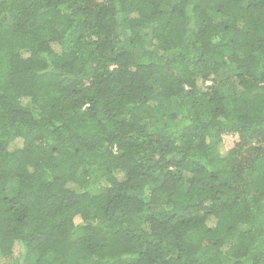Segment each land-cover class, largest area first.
Wrapping results in <instances>:
<instances>
[{"label":"trees","instance_id":"1","mask_svg":"<svg viewBox=\"0 0 264 264\" xmlns=\"http://www.w3.org/2000/svg\"><path fill=\"white\" fill-rule=\"evenodd\" d=\"M4 259L264 264V0H0Z\"/></svg>","mask_w":264,"mask_h":264},{"label":"rangeland","instance_id":"2","mask_svg":"<svg viewBox=\"0 0 264 264\" xmlns=\"http://www.w3.org/2000/svg\"><path fill=\"white\" fill-rule=\"evenodd\" d=\"M236 140H237L236 136L224 135L223 136V142H224V146L226 147V150L231 149L233 147V145H234V142ZM14 251H15V253H17L18 248H16ZM7 261H9V260L4 259V261H2L3 263L0 262V264H9L10 261H9V263Z\"/></svg>","mask_w":264,"mask_h":264}]
</instances>
